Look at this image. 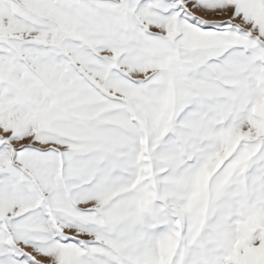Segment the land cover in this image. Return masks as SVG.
Returning a JSON list of instances; mask_svg holds the SVG:
<instances>
[{
  "label": "snow or ice",
  "instance_id": "obj_1",
  "mask_svg": "<svg viewBox=\"0 0 264 264\" xmlns=\"http://www.w3.org/2000/svg\"><path fill=\"white\" fill-rule=\"evenodd\" d=\"M0 264H264V0H0Z\"/></svg>",
  "mask_w": 264,
  "mask_h": 264
}]
</instances>
